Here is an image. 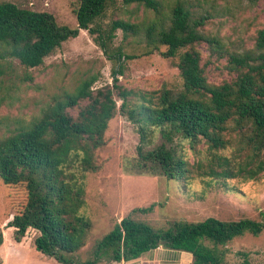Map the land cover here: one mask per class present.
Instances as JSON below:
<instances>
[{"label":"trees","instance_id":"trees-1","mask_svg":"<svg viewBox=\"0 0 264 264\" xmlns=\"http://www.w3.org/2000/svg\"><path fill=\"white\" fill-rule=\"evenodd\" d=\"M122 1L154 11L155 20L144 27L148 53L158 51L174 62L181 87L142 90L127 88L114 79L112 86L94 89L96 78L91 76L81 80L73 92L54 98L27 126L0 137V180L26 192L22 210L7 224L18 241L33 230L36 249L58 264L128 261L160 245L190 252L191 264H224L228 243L246 233L259 235L264 221L209 216L198 222L173 220L155 228L130 213L95 240L85 259L77 257L92 227L81 210V181L86 173L100 168L95 151L105 145V130L117 111L114 95L121 100L120 112L140 134L130 172L162 176L183 187L188 186L195 167L223 186L228 179H254L264 172V27L256 31L251 48L230 50L202 33L212 13L198 1L174 0L167 15L160 0ZM112 2L77 0L75 28L58 23L47 11L0 2V57H15L26 67H36L62 42L76 37L79 29H86L109 58L120 61L124 56L120 50L109 53L115 32L138 34L141 28L119 18L104 27L100 20ZM203 40L211 55L226 59L229 79L217 84L208 81L197 49ZM161 46L166 47L164 51ZM154 130L158 141L151 146ZM233 140L237 152L221 153ZM183 141L193 151H199V144L206 145L210 157L205 166L201 159L189 162ZM154 206L151 203L132 212H148ZM242 264L249 262L245 259Z\"/></svg>","mask_w":264,"mask_h":264},{"label":"rangeland","instance_id":"rangeland-1","mask_svg":"<svg viewBox=\"0 0 264 264\" xmlns=\"http://www.w3.org/2000/svg\"><path fill=\"white\" fill-rule=\"evenodd\" d=\"M160 1L162 12L167 15L174 0ZM193 1H198L199 6L207 7L212 13L201 28L202 33L215 37L230 50L251 48L256 31L264 27V0ZM0 2L47 11L54 15L58 23L71 28L77 26L73 12L77 0ZM118 18L136 23L141 28L138 34L125 35L120 29L115 32L109 53L120 50L124 55L120 61L109 58L86 29H79L76 37L62 42L36 67H26L15 57H0V137L27 126L54 98L66 91L73 92L81 80L91 76L96 78L92 85L94 89L112 86L114 79L127 88L142 90L181 87L182 79L174 62L158 51L148 53L150 47L146 45L144 27L155 20L154 11L143 4H125L122 0H114L100 22L106 27ZM165 48L161 46L160 50ZM197 49L201 52V64L205 66L209 82L217 84L230 78L224 67L226 59L211 55L208 42L201 41ZM126 55L132 57L127 58ZM114 98L117 111L105 130V145L95 151V161L100 168L86 173L81 181L84 185L81 210L92 227L85 246L77 252L79 259H85L95 240L130 213L133 219L155 228L166 227L173 220L198 222L209 216L221 220L252 218L264 221V172L254 179L243 176L228 179L227 185L223 186L214 183L210 176L200 173L203 170L195 167L186 187L162 176L130 172L128 167L136 155L140 134L137 126L120 112L121 100L117 95ZM157 141L158 132L154 130L151 146ZM183 142L189 162L201 159L205 166L210 157L206 145L199 144V151H193L186 141ZM237 148L233 140L221 153L230 156L233 151L237 152ZM25 201L26 192L21 186L6 185L0 180V264H58L36 249V233L33 230H29L19 241L14 239V229L7 223L22 210ZM151 203L155 204L151 211L132 212L134 208ZM245 259L249 264H264V231L257 236L246 233L228 243L224 264H242Z\"/></svg>","mask_w":264,"mask_h":264},{"label":"crops","instance_id":"crops-1","mask_svg":"<svg viewBox=\"0 0 264 264\" xmlns=\"http://www.w3.org/2000/svg\"><path fill=\"white\" fill-rule=\"evenodd\" d=\"M120 262H114V264H191L192 254L188 251L165 248L160 245L142 253L136 259Z\"/></svg>","mask_w":264,"mask_h":264}]
</instances>
